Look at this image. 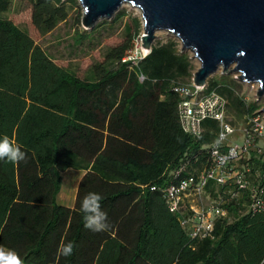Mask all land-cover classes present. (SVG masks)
<instances>
[{
  "label": "trees",
  "instance_id": "trees-1",
  "mask_svg": "<svg viewBox=\"0 0 264 264\" xmlns=\"http://www.w3.org/2000/svg\"><path fill=\"white\" fill-rule=\"evenodd\" d=\"M14 1L0 0V143L7 138L25 159L0 160V248L23 264H264V213H248L247 196L217 220L212 238L192 239L161 191L151 190L168 185L174 170L198 158L219 130L213 120L200 138L181 128L174 87L191 84L195 68L179 40L170 37L135 59L143 22L129 17L126 40L106 48L81 77L6 17ZM27 1L42 35L78 3ZM125 16L118 12L77 33L79 42ZM242 85L226 74L207 85L227 99L234 126L263 106L247 103ZM68 169L86 171L73 208L57 201ZM89 193L102 197L107 230L85 226L82 203ZM68 244L73 250L65 256Z\"/></svg>",
  "mask_w": 264,
  "mask_h": 264
},
{
  "label": "built area",
  "instance_id": "built-area-1",
  "mask_svg": "<svg viewBox=\"0 0 264 264\" xmlns=\"http://www.w3.org/2000/svg\"><path fill=\"white\" fill-rule=\"evenodd\" d=\"M207 85L196 86L192 79L174 91L181 98L178 111L183 132L200 138L205 122L213 120L219 126L216 139L198 158L174 170L168 185L151 188L161 191L168 209L178 215L192 239L212 238L217 220L227 218L229 206L244 195L248 213H264V106L236 127L229 119L227 99L207 92ZM255 165L259 168L254 169Z\"/></svg>",
  "mask_w": 264,
  "mask_h": 264
},
{
  "label": "water",
  "instance_id": "water-1",
  "mask_svg": "<svg viewBox=\"0 0 264 264\" xmlns=\"http://www.w3.org/2000/svg\"><path fill=\"white\" fill-rule=\"evenodd\" d=\"M79 2L85 30L94 29L100 20L113 19L124 4L133 5L141 11L143 21L142 51L149 54L156 33L167 31L179 40L182 52H191L199 60L193 75L196 86H206L221 69L222 74L237 75L244 84H258V101L264 98V0Z\"/></svg>",
  "mask_w": 264,
  "mask_h": 264
},
{
  "label": "rangeland",
  "instance_id": "rangeland-1",
  "mask_svg": "<svg viewBox=\"0 0 264 264\" xmlns=\"http://www.w3.org/2000/svg\"><path fill=\"white\" fill-rule=\"evenodd\" d=\"M77 2V5L73 6L71 9L68 19L65 22L60 23L54 31L46 35L40 34V32L33 25L32 7L27 0H15L11 11L6 14V17L12 20L20 28L28 31L35 42L40 45L57 64L63 67H69L75 70L79 76L83 77L87 69L94 62L103 59L102 56L106 48L117 46L126 40L127 37L125 25L129 22V17H137L141 20V22L143 21L141 11L138 8L131 4H124L118 11L124 12L126 14L123 20H119L112 26L107 24L103 25L93 35V38L87 40L85 39L82 43H80L77 33L82 32L85 29L82 26L83 7L81 6L79 0H77ZM111 20H100L98 24L103 21L109 22ZM156 35L157 38L154 42V45L158 43H164L170 37H175L173 34L167 31H160L156 33ZM140 39L141 36L136 39L135 43L137 49L131 54V56L135 59L144 57L146 55L141 49ZM138 48L140 49L139 51H137ZM189 53L193 60L196 72L200 67V62L194 57L193 53ZM221 74L222 71L220 69L211 78L219 77ZM239 92L241 96L247 101V103H253L257 98V84L243 83ZM260 103L264 106V98L260 101ZM229 119L232 121V116L229 115ZM236 127H239V125ZM242 142L243 138L240 140V143ZM80 175L81 173H72V171L62 173L61 190L57 196L59 202L64 204H71L73 202V199L76 196Z\"/></svg>",
  "mask_w": 264,
  "mask_h": 264
},
{
  "label": "clouds",
  "instance_id": "clouds-1",
  "mask_svg": "<svg viewBox=\"0 0 264 264\" xmlns=\"http://www.w3.org/2000/svg\"><path fill=\"white\" fill-rule=\"evenodd\" d=\"M7 158L9 162H19L25 159V154L20 151V148L13 147L9 144L7 138L0 143V160ZM102 197L97 193H89L83 200L82 208L88 215L85 217L86 227L93 231L107 230V214L100 209V201ZM73 246L68 244L64 246L62 254L71 255ZM0 264H23V261L14 252H5L0 249Z\"/></svg>",
  "mask_w": 264,
  "mask_h": 264
},
{
  "label": "crops",
  "instance_id": "crops-1",
  "mask_svg": "<svg viewBox=\"0 0 264 264\" xmlns=\"http://www.w3.org/2000/svg\"><path fill=\"white\" fill-rule=\"evenodd\" d=\"M67 171H70V172L72 171V173H81L80 178H79V179H80L79 182L81 181V179L83 178V176H84L85 173H86V171L75 170V169H68V170H66L65 172H67ZM79 182H78V185H77V191H78ZM77 191H76V195H77ZM57 201H58L59 204H61V205H63V206L73 208L74 205H75L76 196H75V198L73 199V202H72L71 204H64V203H61V202H59L58 199H57Z\"/></svg>",
  "mask_w": 264,
  "mask_h": 264
},
{
  "label": "bare ground",
  "instance_id": "bare-ground-1",
  "mask_svg": "<svg viewBox=\"0 0 264 264\" xmlns=\"http://www.w3.org/2000/svg\"><path fill=\"white\" fill-rule=\"evenodd\" d=\"M145 54H147V51H143Z\"/></svg>",
  "mask_w": 264,
  "mask_h": 264
}]
</instances>
